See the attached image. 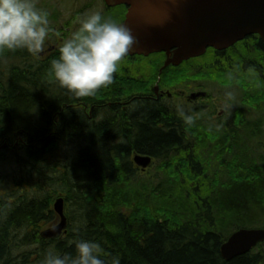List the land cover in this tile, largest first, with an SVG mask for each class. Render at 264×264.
Here are the masks:
<instances>
[{"label":"trees","instance_id":"obj_1","mask_svg":"<svg viewBox=\"0 0 264 264\" xmlns=\"http://www.w3.org/2000/svg\"><path fill=\"white\" fill-rule=\"evenodd\" d=\"M245 40L257 50L209 48L202 56L215 50L218 69L225 72V57L226 73H245L242 113L264 110V42L259 35ZM36 65L25 50L0 51V264H41L48 250L74 255L72 242L80 239L98 241L105 258L119 264H264V249L255 251L263 243L231 260L220 253L234 231L264 227V139L247 144L243 137L264 136L263 118L245 116L207 151L221 129L196 125L194 135L182 118L145 98L132 108L102 104L98 119L96 109L90 119L71 107L88 98L55 78L45 84L42 76L53 75ZM132 151L151 155L158 171L135 175ZM224 157V166L215 161ZM59 195L75 205L76 219L70 216L62 236L42 237L59 219L53 208Z\"/></svg>","mask_w":264,"mask_h":264},{"label":"water","instance_id":"obj_2","mask_svg":"<svg viewBox=\"0 0 264 264\" xmlns=\"http://www.w3.org/2000/svg\"><path fill=\"white\" fill-rule=\"evenodd\" d=\"M108 5H125L127 13L121 24L136 37L130 55L163 52L169 65L204 55L209 48L226 50L248 36L257 34L264 42V0H106ZM194 92L191 98L205 96ZM135 163L147 169L153 162L149 154H135ZM64 199L55 209L61 222L44 230V237H57L66 229L68 218ZM264 242V227H243L234 231L220 246L225 260L247 254Z\"/></svg>","mask_w":264,"mask_h":264},{"label":"rangeland","instance_id":"obj_3","mask_svg":"<svg viewBox=\"0 0 264 264\" xmlns=\"http://www.w3.org/2000/svg\"><path fill=\"white\" fill-rule=\"evenodd\" d=\"M56 2H58V0H38L37 7L39 9L44 10L53 6V4H55ZM93 5H95V8L94 10H92V12L102 11V1ZM121 8L123 11L126 10L124 7ZM115 10L118 11L120 10V8H116ZM103 14L107 18L109 17L107 12H104ZM110 18L112 19L111 16ZM119 19L115 18L114 21L118 23ZM59 36H63L61 30L59 31ZM253 47L255 48V50H257L258 48L251 43V40H243L234 45L232 48L227 49L226 54H230L233 49L239 50V48H244L246 52V50L251 48L253 49ZM8 51L9 50L5 49L2 52L8 53ZM210 51L212 52L210 53L208 58L202 57L208 53L207 51L204 55L194 58L198 61H193V63L186 64L181 69L168 68L167 72L164 74H159L161 64L163 60H165V56H163L162 54H151L147 56L127 55L120 62L118 72L114 74L113 83L107 87H102L97 90L96 93L93 95L95 96V99L92 102L101 103V99L105 100V103L102 102L101 104H99L100 107L102 106V104L110 106L113 103L129 101L131 97L135 95L145 94L146 92H153L156 85H158L157 83H159L162 89L166 91L169 90L172 92V96L163 97L161 100V106H163L165 110H167L168 115L173 117H180L178 115V108H182L188 115H191L193 117V122L190 124H186L188 126V129L192 133H194V135H196L198 132V129H195L196 125L201 130L221 129V131H223L222 135L217 134V132L213 133L216 135L212 136V139L207 142V151L209 149H212L213 147L221 146L222 144L220 143V141H224L225 136H227L225 135V131H231L233 127L238 128L240 127V125L242 126V124H240V121L245 116H247L251 120H260L261 118L264 119V110H259L255 112L254 110L250 111V109L247 108L246 110L243 109L244 114L241 112L239 107H241L242 105V97L244 90L243 88L241 89L240 83L245 78V73L240 71L237 73H226L228 72L229 67L227 66L228 60L225 59V57L221 60L224 65L223 69H225V72H223V70L218 69L216 64L217 60L215 58V55H213L215 50ZM256 75L257 74L255 73V76ZM242 76H244V78ZM42 77L43 79L41 80L44 81L45 84H49V82H51V79L55 78V76L53 78H45L44 76ZM262 79V86L264 87V78L262 77ZM202 91H207L208 94L205 96L197 97L195 99H192L190 97L192 93ZM227 91H231L234 94V99L229 100L226 97L225 93ZM262 91L264 92L263 89ZM75 104H79L77 105V107L84 109V106H82L81 102ZM129 105L134 106L133 102L129 103ZM225 105H230V107L226 108ZM66 108L67 107H65L64 110ZM198 120H200V122H198ZM243 137L245 138V142L247 144H249L250 141H259L261 139H264L263 135H253L249 132H244ZM209 145H212L213 147H210ZM134 152L132 151L131 157H133ZM259 158L261 159V157ZM228 160V157H224L215 161H221L222 163L220 164L224 166V164L227 163ZM133 164H135L138 170L135 175H139L140 177L150 176L158 171V169H156L157 162L153 163L150 167L145 170L139 167L135 163V161H133ZM207 171L209 172V175L212 176L215 170L211 171V169H207ZM218 178H220V181H224L226 179V174H220L218 172ZM192 180H195V177ZM60 196H62L65 202L64 211L68 218V223L70 216H72L73 220L76 219L78 212L76 211L75 205L71 203L68 206L67 198L64 195H59L53 201V208L54 211L58 214L59 219L56 221L55 224L46 226L43 231L54 228L61 222V217L55 209L56 200L60 198ZM66 228L68 231V225ZM39 229H41V227ZM66 232H62V234H65ZM263 249L264 243L260 248L255 251H262Z\"/></svg>","mask_w":264,"mask_h":264},{"label":"clouds","instance_id":"obj_4","mask_svg":"<svg viewBox=\"0 0 264 264\" xmlns=\"http://www.w3.org/2000/svg\"><path fill=\"white\" fill-rule=\"evenodd\" d=\"M38 0H0V51L27 50L38 55L51 31L48 13L37 7ZM136 37L125 24L106 18L101 11L85 15L79 27L59 48L51 70L59 85L76 97L92 96L113 83L120 62L133 49ZM234 99L231 91L225 93ZM226 108L230 105H225ZM178 115L185 123L193 117L182 108ZM75 254L59 255L48 250L41 264H119L105 258L96 240L73 241Z\"/></svg>","mask_w":264,"mask_h":264},{"label":"flooded vegetation","instance_id":"obj_5","mask_svg":"<svg viewBox=\"0 0 264 264\" xmlns=\"http://www.w3.org/2000/svg\"><path fill=\"white\" fill-rule=\"evenodd\" d=\"M100 1H102L103 3V9L101 12L102 13L107 12L109 16L108 18H110V16L112 17L113 20L115 18L116 19L120 18L118 23H120L121 20L125 18L126 10L124 12L121 7H115L112 5L110 6L106 3V0H58V2L53 4V6L44 9V11L48 13L51 31L49 33L48 38L45 41L43 50L38 55H35L36 57L32 55L33 60L36 61L37 63V65L35 66L36 69L40 70V67L43 66L44 68L41 71L44 72V74L46 75L53 74V77H54V73L51 70V64L53 60L59 57L60 46L63 44L65 40H67L71 36V34L74 31L77 30V28L79 27L80 20L84 18L86 14L91 13L92 10H94L95 5L93 4L100 3ZM116 8H120V10L117 11L115 10ZM120 11L121 12L123 11V12L121 13ZM60 30L63 36H59ZM128 56H132V55L128 54ZM165 58H166V55H165ZM164 62L165 60H163L161 64V68L163 67ZM170 66L173 69L177 68V66H174V65H170ZM161 68L159 69V74H162L163 72V71L161 72ZM157 84L158 85H156L153 92L151 93L146 92L145 94L135 95L131 97L129 101H125V102L121 101V102H117V104H120L122 108L127 107L126 105L132 108L129 105V103L133 102L134 99L145 98V99L155 100L159 103V105H161L162 98L172 96V92L169 90L166 91L162 89L161 85L159 83ZM94 97L95 96L93 95L89 97L86 96L83 98H88L87 100L84 99L82 101L76 102V103L81 102L82 106H84V109L77 107V105L79 104H75V103H72L71 107L84 111L85 114L90 119H93L94 110L96 109V116L99 117L98 108H99V104L101 103L92 102L95 99ZM89 98H91V100ZM65 107H67L66 104H64L62 111L64 110ZM57 113H60V112H57Z\"/></svg>","mask_w":264,"mask_h":264},{"label":"bare ground","instance_id":"obj_6","mask_svg":"<svg viewBox=\"0 0 264 264\" xmlns=\"http://www.w3.org/2000/svg\"><path fill=\"white\" fill-rule=\"evenodd\" d=\"M9 145L8 144H3L2 146H1V148H7Z\"/></svg>","mask_w":264,"mask_h":264}]
</instances>
